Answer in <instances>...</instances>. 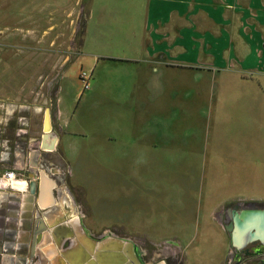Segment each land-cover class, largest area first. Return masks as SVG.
Segmentation results:
<instances>
[{"label": "rangeland", "instance_id": "374dc122", "mask_svg": "<svg viewBox=\"0 0 264 264\" xmlns=\"http://www.w3.org/2000/svg\"><path fill=\"white\" fill-rule=\"evenodd\" d=\"M151 5L48 0L49 24L57 25L49 38L57 33L58 40L42 45L35 60L49 68L63 63L64 80L60 158L46 161L54 175L64 168L88 199L90 226L137 244L145 264H164L176 252L190 264H209L216 239L226 247L215 221L224 201L264 207V67L242 75L161 71L151 91L141 49L150 41ZM126 57L138 63L120 61ZM81 70L91 75L83 92ZM55 178L59 198L77 207L63 177Z\"/></svg>", "mask_w": 264, "mask_h": 264}, {"label": "crops", "instance_id": "0c3cea01", "mask_svg": "<svg viewBox=\"0 0 264 264\" xmlns=\"http://www.w3.org/2000/svg\"><path fill=\"white\" fill-rule=\"evenodd\" d=\"M151 3L152 32L141 48L149 66L146 74L153 77L151 91L161 71L242 75L264 67V0ZM88 4L90 18L94 7ZM53 30L57 25L49 24L48 0H0V264H145L143 250L130 240L81 229L83 216L66 212L64 205H70L63 195H56L49 212L41 206L42 175L56 172L46 157L60 158L57 151L63 136L58 112L63 63L49 68L35 60L42 45L48 49L58 40L57 33L49 38ZM133 59L120 61L137 64ZM47 110L57 136L53 151L42 143ZM8 172L15 173L13 179L5 177ZM55 189L60 190L57 184ZM58 217L71 227L59 224Z\"/></svg>", "mask_w": 264, "mask_h": 264}, {"label": "flooded vegetation", "instance_id": "af4514ba", "mask_svg": "<svg viewBox=\"0 0 264 264\" xmlns=\"http://www.w3.org/2000/svg\"><path fill=\"white\" fill-rule=\"evenodd\" d=\"M63 177L64 182L66 183V187L68 189L69 195L72 197L74 201L78 204L77 207H67L64 205L66 212L73 213L77 211V215L83 216L80 220V226L83 229L87 230H96L95 227L90 226L89 224V209L85 205L88 199L81 195V192H77L78 186L70 185V179L68 172L62 168L61 173L57 174ZM54 175V177H57ZM53 177V178H54ZM55 183L59 186L60 181L55 178ZM79 190V189H78ZM62 193V190L55 189V195H59ZM63 198L68 201V197L64 194ZM224 201V206L215 214L216 225L219 228V231H222L226 236V247H223L224 242H220L216 239V248L215 254L212 252L210 257L209 264H264V245L260 242L255 241L248 243L243 249L238 250L232 247L230 242V232L227 231V228L230 225H233L234 220L237 216L241 214L243 211H249L251 209L255 210H264V207L259 206L258 204L247 202L240 203L238 201ZM234 202V203H233ZM88 204V203H87ZM89 205V204H88ZM61 217V216H60ZM58 217L59 224L63 226L71 227V223L66 222L65 219H61ZM113 233H115L113 231ZM147 255H145L146 257ZM214 259L217 262L214 263ZM164 264H190L187 259H185V254L181 252L171 253L169 256L164 257Z\"/></svg>", "mask_w": 264, "mask_h": 264}, {"label": "water", "instance_id": "95a60500", "mask_svg": "<svg viewBox=\"0 0 264 264\" xmlns=\"http://www.w3.org/2000/svg\"><path fill=\"white\" fill-rule=\"evenodd\" d=\"M42 143L46 144L48 151L55 150L57 146V136L52 131L50 124L49 110L44 114V126H43V138ZM42 186L39 190V199L41 206L44 208H52L56 202L55 195V180L47 174L42 175ZM48 202L49 205L45 206ZM257 216L260 222L249 223L248 220L251 217ZM230 232V242L232 247L241 250L248 243L258 241L264 245V210L251 209L249 211H243L234 220L233 225L227 228Z\"/></svg>", "mask_w": 264, "mask_h": 264}, {"label": "built area", "instance_id": "2783aa9c", "mask_svg": "<svg viewBox=\"0 0 264 264\" xmlns=\"http://www.w3.org/2000/svg\"><path fill=\"white\" fill-rule=\"evenodd\" d=\"M79 81L81 83V91H86L89 89L90 87V79H91V75L90 73H88L87 71H80L79 75H78ZM15 176V173L13 172H8L5 174V177L7 179H13Z\"/></svg>", "mask_w": 264, "mask_h": 264}, {"label": "bare ground", "instance_id": "6f19581e", "mask_svg": "<svg viewBox=\"0 0 264 264\" xmlns=\"http://www.w3.org/2000/svg\"><path fill=\"white\" fill-rule=\"evenodd\" d=\"M50 122H51V121H50ZM7 181H8V180H7ZM17 182H18V181H17ZM17 182H16V183H17ZM16 183H15V184H16ZM21 184H22V183H21ZM25 184H26V183H25ZM13 185H14V183L12 184V186H13ZM23 185H24V183L22 184V186H23ZM16 186H17V185H16ZM16 186H15V187H16ZM22 186H21V187H22ZM24 186H25V185H24ZM17 187H18V186H17ZM16 189H17V188H16ZM19 189H21V188L19 187ZM22 190H23V189H22ZM24 190H25V189H24ZM19 192H20V191H19ZM11 193H12V192H11ZM37 194H38V193H37ZM36 200H37V199H36ZM38 200H39V199H38ZM32 202H33V201H32ZM48 205H49V203L46 202V203H45V206H48ZM55 205H56V204H55ZM41 208H42V207H41ZM39 209H40V208H39ZM48 209H49V208H48ZM32 210H33V209H32ZM44 211H45V210H44ZM49 211H50V209L48 210V212H49ZM42 212H43V211H42ZM44 213H45V212H44ZM46 213H47V211H46ZM46 213H45V214H46ZM41 214H42V213H41ZM42 215H43V214H42ZM44 217H45V216H44ZM76 220H77V219H76ZM77 221H78V220H77ZM48 227H49V226H48ZM81 229H82V228H81ZM47 230H48V229H47ZM50 234H51V233H50ZM47 235H48V234H47ZM44 237H45V236H44ZM48 237H50V235H49ZM45 239H46V238H45ZM29 240H30V239H29ZM42 241H43V238H42ZM44 242H45V241H44ZM38 244H39V243H38ZM43 245H44V244H43ZM37 246H38V245H37ZM41 246H42V245H41ZM38 248H39V247H38ZM47 253H48V252H47ZM52 253H53V252H52ZM48 254H50V253H48ZM54 254H55V253H54ZM37 257H38V255H37ZM45 258H46V257H45ZM51 260H52V258H51ZM45 261H46V260H45ZM56 261H57V260H56ZM43 262H44V260H43ZM46 263H47V262H46ZM55 263H56V262H55Z\"/></svg>", "mask_w": 264, "mask_h": 264}]
</instances>
